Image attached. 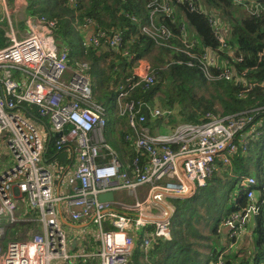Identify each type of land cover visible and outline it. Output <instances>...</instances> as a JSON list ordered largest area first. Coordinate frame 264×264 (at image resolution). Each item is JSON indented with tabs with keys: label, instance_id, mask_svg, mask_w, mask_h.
Returning a JSON list of instances; mask_svg holds the SVG:
<instances>
[{
	"label": "built area",
	"instance_id": "2783aa9c",
	"mask_svg": "<svg viewBox=\"0 0 264 264\" xmlns=\"http://www.w3.org/2000/svg\"><path fill=\"white\" fill-rule=\"evenodd\" d=\"M176 1H189L192 9L199 10L191 0ZM234 1L246 5V0ZM28 2L19 4L29 7ZM5 4L8 8L7 0ZM19 4L13 1L17 7ZM149 7L150 17L141 26L144 34L157 45L187 54L190 66L198 60L207 78H231L228 66L219 67L217 52L207 49L196 53L197 39L185 23L179 26L182 45L173 42L174 30L157 20L159 14L174 15L168 0H151ZM246 7L252 15L264 13L260 4ZM29 9L28 15L20 19V24H25L21 33L16 14L10 16L5 10L9 42L0 47V137L13 159V165L0 173V221L9 222L7 226L0 223V264H74L86 257L87 252L70 250L64 227L67 216L96 225L100 246L94 255L99 262L91 264H130L137 242L148 250L154 243L170 238L172 199L187 198L204 187L218 170L219 162L229 164L230 157L239 150L247 154L252 142L264 134V120L256 119L253 110L225 116L209 112L201 123L181 122L169 132L157 128L151 131L141 104L129 99L136 87L149 88L156 80L150 62L141 59L126 78L128 86L118 88L119 115L128 119L132 129L125 135L131 153L122 161L107 137L106 110L94 99L89 63L80 60L72 67L68 46L57 39L56 21L38 14L32 6ZM208 17L219 49L227 48L226 26L212 13ZM90 24L94 31L88 44L99 47L104 34L89 18L82 25ZM107 42L113 48L121 47L122 31L115 30ZM173 62L183 63V59ZM216 67L219 74L213 72ZM240 82L245 87L240 94L255 86L245 79ZM261 84L264 90V80ZM33 105L39 117L26 107ZM149 108L151 117L172 113ZM49 142L54 143L58 153L68 150L70 158L77 146L74 171L70 176L64 172L59 182L52 165L45 166L51 158L47 154ZM123 190L133 201L115 199V193ZM110 191L114 192V200L101 201L100 195ZM261 192L264 194V182L261 184L251 174L239 176L236 194L244 203L223 223L230 243L222 255L239 245L249 219L259 214L257 195ZM24 198L30 206H26L27 213L21 204ZM22 224L30 225L27 236L9 238V227ZM36 225V231H32ZM216 264L225 262L220 257Z\"/></svg>",
	"mask_w": 264,
	"mask_h": 264
},
{
	"label": "trees",
	"instance_id": "16d2710c",
	"mask_svg": "<svg viewBox=\"0 0 264 264\" xmlns=\"http://www.w3.org/2000/svg\"><path fill=\"white\" fill-rule=\"evenodd\" d=\"M33 1L38 14L56 21V36L62 43L69 45L70 63L75 64L77 58L83 57L90 62V71L96 65L99 67L100 86L105 94L117 95L120 85L128 86L126 78L133 74V68L139 61L150 58L151 61H148L156 72L155 82L149 88L141 85L136 87L129 99L141 104V113L147 118L145 124L151 131L162 127L165 120L168 121L167 118L173 113L170 108L175 106L178 107L177 117L181 122L201 123L209 112L225 116L252 110L256 119L264 120V90L261 84L264 80V13L255 16L246 7L254 8L260 4L264 8V0H246V5L234 0H191L199 10L192 9L189 1L168 0L175 9L174 15L157 16L159 22L174 30L176 38L173 42L178 45H182L179 41V26L185 23L197 39L194 48L196 53L201 54L207 49L217 52L219 67L226 65L233 73L230 79L207 78L198 60H195V66H190L188 61L191 57L187 54L157 45L150 36L144 34L141 26L150 17L151 0ZM208 13L215 15L226 26L227 48L219 49L220 42L215 37ZM131 16L138 20H132ZM88 18L104 34L99 47L89 45L79 32L80 25ZM115 30H121L124 37V43L118 49L109 46L107 42ZM1 38L5 39L0 31ZM154 51L157 53L154 54ZM176 58H182L183 63H174ZM213 72L220 73L217 67L213 68ZM240 79L255 83V86L240 94L245 89ZM199 88L210 89L209 98L205 94H198ZM161 90H164L165 105L170 107L163 110H171L172 113L151 117L149 106L155 107L154 96ZM26 107L30 113L39 117L36 106ZM169 120L173 122L172 119ZM117 122L122 125L121 129H118ZM261 128L264 131V124ZM131 131L128 119L120 116L113 107L107 114V137L122 161H125L127 153H131L130 146L125 141V135L131 134ZM47 154L52 159L59 154L53 142L50 143ZM230 159L227 165L218 163V170L193 195L184 199H172L174 212L171 217L170 239L156 242L148 250L137 242L130 264H148L143 262L144 252H150L149 260L152 264H216L220 257L225 264L264 263L262 192L257 195L261 208L253 249L244 254L243 250H247L238 245L222 255L230 243L228 234L225 235L222 230V223L239 211L244 203L236 194L240 173H250V166L256 161L255 176L261 184L264 182V134L252 142L247 154H242L239 150ZM69 161L67 159L65 165ZM61 167L66 169V166ZM227 184L228 188L222 193ZM219 197L222 198L218 202L220 207L215 208L212 201Z\"/></svg>",
	"mask_w": 264,
	"mask_h": 264
},
{
	"label": "crops",
	"instance_id": "0c3cea01",
	"mask_svg": "<svg viewBox=\"0 0 264 264\" xmlns=\"http://www.w3.org/2000/svg\"><path fill=\"white\" fill-rule=\"evenodd\" d=\"M5 3H6V0H0V31L4 34V37H5V39L4 38L0 39V44L2 47L5 46L9 42V40L6 38V35L7 33H10V25L6 18V11H5L6 9L8 11V8ZM34 8L36 9L35 3H34ZM24 31H25L24 29H19V33L24 32ZM93 31H94V27L92 24L86 27H84L82 24L80 25L79 32L87 42L91 34L93 33ZM2 139L3 140L0 141V158L4 156H8L10 154L7 144H5L6 142L4 141V138ZM51 158H48V162L52 165V169L54 173H56V176L58 178L57 182H59V180H61L63 176V174L60 173V169L63 168L61 166H66V169L69 168L68 164L65 165L66 160L67 159L69 160V151L64 150L60 152L54 159H51ZM12 162H13V159L11 160L9 164L4 165L2 163L3 165L2 167H0V173H2L7 167H9L12 164ZM219 163L220 165H222L221 162ZM74 168L71 169L69 172L65 173V176H70L73 173ZM247 174H251L255 176L256 166L251 164L250 173H247ZM115 199L119 201H125V202L133 201L132 198L129 197L127 192H125L124 190L116 192ZM258 200H259V196H258ZM21 204L23 207V211L26 212V206H29L27 203V200L24 198ZM258 218H259V214H258ZM258 218H255V215L251 216V218L248 221L246 233L239 243V247L246 249L247 252H250V250H252L254 246V240H255L254 235H255V230L257 228V225H258L257 224ZM223 223H222V230H224L225 235H227V228L223 226ZM91 226H92V223H90V221H84V222L73 221L68 216L64 220V227L66 228L69 239H70V250L72 252H77V253L87 252L88 254L86 257H82V258L75 260L74 264H91L92 262L93 263L99 262V257L94 254H96V252L99 250L100 241L97 235V229L94 230ZM165 239L166 240H162V242H166L170 238L168 239L165 238ZM149 257H150V252L149 253L144 252V262L148 264H152L151 261L149 260ZM131 260L132 258H130V262Z\"/></svg>",
	"mask_w": 264,
	"mask_h": 264
},
{
	"label": "rangeland",
	"instance_id": "374dc122",
	"mask_svg": "<svg viewBox=\"0 0 264 264\" xmlns=\"http://www.w3.org/2000/svg\"><path fill=\"white\" fill-rule=\"evenodd\" d=\"M13 1H15L17 4H19V3H23V0H7V2L9 4L8 10H9L10 16H13V14H16V17H17V21L16 22H17V29H18V31H19V29H24L25 30V24H20V19H21L22 16L25 17L26 14L28 15L29 10H31V9H29V7L33 4L32 3V0H29V2H28L29 3V7H27L26 5H20V4H19L20 6L17 7L16 5H13ZM24 17H23V19H24ZM68 47H69V45H68ZM156 53H157V51H154V54H156ZM149 59L150 58H147V60H149ZM80 60L87 61L83 57L82 58H77V61H80ZM149 61H151V60H149ZM87 62L90 64L89 61H87ZM70 64H71L72 67L75 66L72 63H70ZM89 74H90L91 81H92V88H93V93H94V99H95V101L97 103L101 104L105 108L107 114L109 113V111L113 107H115L116 110L118 111V97H117L116 93H114V95L105 94L104 91L102 90L101 86H100V84H101V81L100 80L101 79H100V75H99V67L97 65L94 66V68L91 71L89 70ZM164 88H165V86H164ZM197 93L198 94H201V93L202 94H205V96L207 98H209V96H210V89L205 90L203 88H199V89H197ZM164 98H165L164 90L159 91L154 96V99H153L154 106L157 107V108H160L162 110L163 109H169L170 107L168 105H165ZM217 107L219 109H221V106L220 105H217ZM170 109H172L173 113H172V115H170L167 118L168 121L165 120V123H164V125L162 127L160 126L159 128H157L160 131H163V132L170 131V130H172L175 127V125H178L181 122L179 120V118L177 117L178 107L175 106V107H172ZM169 119H172L173 122L171 123ZM45 120L48 122V119L47 118H45ZM117 126H118V129H121L122 128V125L119 122H117ZM166 129H168V130H166ZM43 133L46 134V131L44 130ZM109 138H111L110 135H109ZM2 140L3 139L0 137V141H2ZM74 151H75V154L72 156V158L69 157V159H70V161H69L70 163L68 164L69 165V168L68 169L61 168L60 169V173L61 174H63L64 172L67 173L71 169L74 168V166H75V164L77 162V157H78V151H77V146L76 145H75V150ZM11 160H12V155L11 154H9L8 156L1 157L0 158V167H2L3 164L4 165L9 164L11 162ZM252 164L254 166H256V161L253 162ZM12 165H13V162L9 166V168ZM45 166L48 167V168H51L50 163L45 162ZM226 188H228V184L222 190V193L226 191ZM221 199H222L221 197L216 198L215 200L212 201V203H213L212 205L215 208L220 207V205L218 204V202H220ZM0 223L3 224V225H6V226L9 225V222L6 219H2L0 221ZM91 227L94 230L97 229L96 225H94V224H92ZM9 228H10L9 234H8V237L9 238H12V237L13 238H15V237L20 238V237H26L27 236V231L26 230H28L30 228V225L27 226L26 224H22V225H18L17 227H11L10 226ZM36 229H37V225L35 227L33 226L32 231H36ZM243 253L244 254H248L247 251H245V250H243ZM143 262H144V260H143ZM262 264H264V263H262Z\"/></svg>",
	"mask_w": 264,
	"mask_h": 264
},
{
	"label": "water",
	"instance_id": "95a60500",
	"mask_svg": "<svg viewBox=\"0 0 264 264\" xmlns=\"http://www.w3.org/2000/svg\"><path fill=\"white\" fill-rule=\"evenodd\" d=\"M62 43V41H60V44ZM49 146H50V142L48 144L47 147V151L49 150ZM100 200L101 201H113L114 200V192H106L100 195ZM255 218H258V214H255Z\"/></svg>",
	"mask_w": 264,
	"mask_h": 264
}]
</instances>
